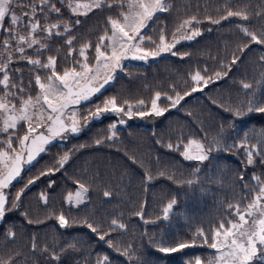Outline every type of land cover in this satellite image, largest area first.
Listing matches in <instances>:
<instances>
[{
	"label": "trees",
	"instance_id": "16d2710c",
	"mask_svg": "<svg viewBox=\"0 0 264 264\" xmlns=\"http://www.w3.org/2000/svg\"><path fill=\"white\" fill-rule=\"evenodd\" d=\"M51 2L60 9L59 14L47 8L41 11L39 0L12 1V11L20 22L13 26L5 19L0 30V59L6 61L12 55L10 83L23 84L25 92L19 95L24 98L29 95L34 98L39 91L35 75L45 78L51 69L29 65L17 52V42L10 39L11 35L28 37L29 22L38 23L34 35L48 46L37 53L34 49L39 45L33 49L21 45L25 47L24 55L42 63L50 56L55 57L56 70L63 73L73 67L79 69L76 62L81 60L79 49L84 44L90 45L86 55L93 63L99 37L111 32L109 18L121 20L125 9L124 0H107L112 7L106 3L84 17L74 18L60 7L59 0ZM167 2L168 11L157 13L142 30L145 44L153 50L162 32L168 41L180 32L178 28L185 20L197 17L199 22L195 27L201 35L192 41L179 42L173 49L187 55L181 58L168 53L144 62L125 61L123 71L116 72L111 83L90 101L78 105L77 112L84 120L97 105L102 106L113 97L125 109L128 104L150 109L156 92L161 93L158 106H167L168 110L160 117L145 116L148 122L128 121L116 129L111 128L115 123L113 116H102L92 120L83 132L52 142L49 150L26 166L21 177L7 190L6 207L10 208L16 192L30 178L35 180L23 192L20 206L6 212L0 220V264H102L105 257L107 264H195L197 258L206 264L214 258L216 250L205 240L210 241L220 224L227 230L228 221L239 222L237 209L244 213L258 192L254 176L260 177V183L264 184V113L234 114L250 99L253 103L264 102V45L252 42L245 35V30L264 34V0ZM227 11L242 15L224 19ZM208 17L220 23H212ZM63 21L70 23L72 31L56 36L57 30H52L53 35L48 37L43 29L60 23L58 30L62 32ZM66 36L75 37L73 57L67 56ZM6 40L11 45L8 50L3 48ZM234 57L236 64L231 63ZM197 71L206 74L205 78L211 77L212 82L200 85L201 90L191 93V76ZM217 71H222L219 78L215 76ZM244 83L250 88L245 89ZM3 92L0 86V96ZM176 93L191 94L172 107L166 96ZM19 95L10 98L16 105L20 104ZM140 100L145 102L143 106L138 104ZM225 107L232 110L225 111ZM26 132V126L20 123L16 130L10 129L0 138L11 135L14 147L18 137ZM113 132V139L107 140ZM189 140H199L206 147L211 144L210 160L203 164L185 161L180 153ZM216 141L221 146L227 144V149L217 148ZM242 141L256 148L252 165L247 163L246 149L240 147ZM66 152L70 158L64 168H57L55 174L42 175L56 168ZM196 168L200 172L196 173ZM189 179L195 183L188 184ZM79 184L86 185L89 191L85 202L74 206L67 202V197L77 191ZM105 191L110 197L105 198ZM42 194L46 202L41 199ZM172 200L176 204L165 220L163 209ZM60 214L77 223L61 229L55 218ZM113 219L123 223L124 229L113 230ZM85 221L94 224L97 232H92ZM198 230L206 235L197 237L193 243ZM9 232L14 233L11 239ZM100 235H105V239L100 240ZM179 243L191 246L174 253L159 251L161 244L172 247ZM126 247L135 253L132 260L122 255ZM257 249L248 264H264V245L257 244Z\"/></svg>",
	"mask_w": 264,
	"mask_h": 264
},
{
	"label": "snow or ice",
	"instance_id": "6c2138e0",
	"mask_svg": "<svg viewBox=\"0 0 264 264\" xmlns=\"http://www.w3.org/2000/svg\"><path fill=\"white\" fill-rule=\"evenodd\" d=\"M39 2L43 6L41 11L47 8L48 11L59 14L60 9L51 0H39ZM106 3L108 7H112V4L108 3L107 0H90L89 3H74L73 0H68V7L72 9L75 15H87L92 9H100ZM126 3L127 11L121 12L122 21L109 18L108 23L111 27V34L108 35L105 33L101 35L95 44L96 63L94 65L88 60V56L86 55V51L90 45L84 44L79 49L81 60L76 63H79L80 70L73 67L66 69L61 74L56 70L55 57L50 56L46 63H42L40 59H32L24 55L25 47H21V45H26L28 49H33V46L39 45V48L34 49L37 53L48 46L45 43H41L40 39L34 35L39 28L36 22H29L28 27L31 31L28 37L24 35L17 36L15 34L10 36V39L16 40V50L21 54L22 59H26L29 65L35 66L36 68L51 69V73L50 75L46 74L45 78H42L40 74H36L35 85L39 91L34 98L31 95L24 98L22 95H19L25 92L23 84L17 85L14 82L10 83L12 55L9 54L6 61L0 59V75H2V78H0V86H3L4 89L3 95L0 96V121H2L0 133H8L10 129L16 130L21 122L27 124V132L23 136L18 137V148L13 147L11 135L8 136L6 141H0V220L4 218L6 212L20 206L23 192L35 180L30 178L24 188L16 192L15 199L11 202L10 208L6 207L9 202V193L7 190L21 177L26 166H31L41 154L49 150L48 146L53 141L57 139L64 140L69 134L75 135L81 132V119L79 113L76 111V106L90 101L96 94L100 93L115 78L117 70L123 71V61L128 59L146 61L149 57L155 58L163 53L180 56L181 58L187 55V53L181 54L173 51L180 40L174 39L171 43L166 42L163 32L154 50H150L145 44L146 37L142 30L149 26V21H152L157 13L168 11L169 5L167 0H126ZM9 5L10 0H0V22L5 20L6 14L10 10ZM31 11L34 15L36 8L33 7ZM234 15L240 16L242 13L227 11L226 16L223 18L226 19ZM244 18L247 19L246 16ZM208 19L212 23H220L218 19H212L211 17H208ZM19 22L20 20L16 15L11 16V25L15 26ZM198 22L197 17L185 20L178 28V31L181 32L180 39L192 41L199 37L201 31L195 27V23ZM76 23L79 24L80 21L77 20ZM60 28V23H52L50 27L44 28L43 30L48 33V37L53 35L52 30H57L55 32L56 36L65 35L72 31L68 21L62 22V32L58 30ZM245 35L249 36L252 42L258 45H264V34L258 35L245 30ZM74 39L75 37L73 36H66V43L69 46L68 57H73L72 45ZM10 47L11 45L6 40L3 48L8 50ZM243 50L241 49V51ZM237 62V58L235 57L231 61L232 64H236ZM205 75L197 71L191 76V93L201 90L200 85L207 86L212 82V78H205ZM215 76L218 78L221 77L222 71H217ZM243 87L249 89L250 85L244 83ZM191 93H176L175 96L169 94L166 96V99L170 101L172 107H176L181 104L186 95H190ZM18 95L20 99L19 107L10 99ZM160 100L161 93L156 92L151 100L150 109L142 107L133 108L131 104H128L127 109H125L120 106L117 98L113 97L105 100L102 106L97 105L95 110L90 111L83 119L85 124H87L90 119H100L103 114L109 112L118 115L124 113L129 119L134 115L141 118L145 116L160 117L168 110L167 106H158ZM125 103L127 104L128 102ZM138 104L143 106L145 102L140 100ZM231 110L225 107V111ZM245 111L247 113H264V102L253 103L252 99H250L245 106L238 107L234 114L241 116ZM119 123H124L123 117H121ZM111 128L116 129L117 124L113 123ZM114 136L115 132L107 136V140L111 141ZM97 143L99 144L100 141H97ZM168 147L171 148L172 145L169 144ZM216 147L227 149L228 146L227 144L221 146L220 141H216ZM240 147L246 149L247 163L248 165H252L253 156L256 153L255 146L248 147V142L242 141ZM212 151L213 146L211 144L206 147L199 140H189L180 154L185 161H196L203 164L210 160V153ZM262 156H264V153H262ZM69 158L70 156L66 152L58 161L56 168L49 169L43 172L42 175L55 174L57 168L62 169L65 167ZM195 172H200V168H196ZM254 179L257 181L258 192H256L255 198L247 205L244 213H241L237 209L236 214L239 216V223L228 221L230 227L227 230H224L225 225L222 223L219 225V229L215 230L211 235L210 241L205 240V243H208L217 253L206 264H248L257 254V244L264 245V184L260 183V177L254 176ZM187 183L194 184L195 181L189 179ZM51 186L52 184L50 183L49 187ZM88 191L89 189L86 185L79 184L75 194H69L68 202L74 206L83 204ZM110 195L108 191L104 192L105 198L110 197ZM41 199L46 202L45 195L42 194ZM175 204L176 200H172L163 209L165 220L168 219L170 210ZM246 216L250 217L251 221L246 219ZM55 218L61 229L71 227L77 223L76 220L70 217L66 218L63 214ZM84 223L92 232H97L98 229L94 224L87 221ZM111 224L114 226L113 230L116 228L124 229L125 227L123 223L118 224L116 219H113ZM205 235L204 231L198 230L194 234L193 243H195L197 237H205ZM8 236L11 239L14 233L9 232ZM99 239L104 240L105 235H100ZM109 246H112L111 241H109ZM190 246L189 243H179L172 247H166L161 244L159 251L174 253ZM33 247L35 249V244ZM117 250L119 251V249ZM122 255L132 260L135 253L130 247H126ZM53 258H56V253L53 254ZM102 264H107V257L104 258ZM195 264H201V259L197 258Z\"/></svg>",
	"mask_w": 264,
	"mask_h": 264
},
{
	"label": "rangeland",
	"instance_id": "374dc122",
	"mask_svg": "<svg viewBox=\"0 0 264 264\" xmlns=\"http://www.w3.org/2000/svg\"><path fill=\"white\" fill-rule=\"evenodd\" d=\"M12 1L13 0H10V5H9V8H10V10H9V12L6 14V18L5 19H7V20H9V21H11V16L12 15H14V13H13V11H12ZM73 2L75 3V2H81V3H89L90 2V0H73ZM124 2H125V4H124V6H125V9H124V12H126L127 11V3H126V0H124ZM59 3H60V7L62 6V8L65 10V12L70 16V17H74V18H77V17H84V16H86V15H75V14H73V12H72V9H70L69 7H68V0H59ZM94 9H96V8H94ZM94 9H92V10H94ZM91 10V11H92ZM90 12V11H89ZM88 12V13H89ZM121 21H122V17H121ZM4 22V21H3ZM3 22H0V30H1V28L3 27ZM110 34H111V32H110ZM110 34H108V35H110ZM180 36H181V32H179V33H177L176 35H174L171 39H169L168 41H166V42H169V43H171V42H173V40L174 39H179L180 40V42H186V41H188V40H184V39H180ZM154 50V49H153ZM164 54H168V53H163V54H161V55H164ZM155 58H157V57H155ZM155 58H152V57H149L147 60H150V59H155ZM146 60V61H147ZM125 61H137V60H131V59H128V60H125ZM125 61H123L122 63L124 64L125 63ZM139 62H142V61H139ZM144 62V61H143ZM96 63V61L94 60L93 61V65ZM77 70H80V68L79 69H77ZM119 70H117V72H118ZM62 74V73H61ZM109 83H111V81L109 82ZM17 107H19V105H16ZM76 111H78V106H76ZM107 115H110V116H113L114 118H115V123L117 124V125H119V126H122L124 123H126V122H128V121H146V122H148V119L146 118V117H143V118H141V117H132L131 119H129L126 115H124V113H121V114H116V113H113V112H109V113H105V114H103L102 116H107ZM121 117H123V119H124V123L123 124H120L119 123V121H120V119H121ZM92 120H96V119H90L89 120V122H87V124H85V121L84 120H81V126H82V130H81V132H83V130L87 127V125L92 121ZM21 123H23L25 126H26V130H27V124H25L24 122H21ZM0 126H2V121H0ZM80 132V133H81ZM1 134H5V133H0V135ZM25 134V133H24ZM23 134V135H24ZM22 135V136H23ZM70 135H72V134H69L68 136H70ZM9 136V135H8ZM13 136V135H12ZM67 136V137H68ZM8 138V137H7ZM7 138H0V141H6L7 140ZM59 139H57V140H55V141H58ZM17 143L15 144V146H14V148H18V144H19V141H16ZM54 142V141H53ZM78 190V189H77ZM75 193H73L72 195H74ZM69 197V196H68ZM68 197H67V202H68ZM69 203V202H68ZM73 205V204H72ZM246 219H249V221H251V218L250 217H247L246 216ZM239 223V222H238ZM245 227H247V225H245ZM216 255H217V253H216Z\"/></svg>",
	"mask_w": 264,
	"mask_h": 264
}]
</instances>
